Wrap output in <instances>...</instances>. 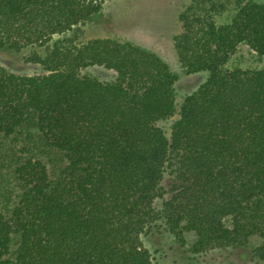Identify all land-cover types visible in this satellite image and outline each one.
<instances>
[{
  "label": "trees",
  "instance_id": "16d2710c",
  "mask_svg": "<svg viewBox=\"0 0 264 264\" xmlns=\"http://www.w3.org/2000/svg\"><path fill=\"white\" fill-rule=\"evenodd\" d=\"M105 1L0 0V49L41 69L0 62V176L16 189L0 202V264H152L154 228L181 245L191 233L199 255L258 237L264 262V69L227 67L239 44L264 57V0L182 9L174 50L207 77L178 110L158 54L74 40ZM93 65L114 78L82 72ZM175 113L168 136L158 122Z\"/></svg>",
  "mask_w": 264,
  "mask_h": 264
},
{
  "label": "rangeland",
  "instance_id": "374dc122",
  "mask_svg": "<svg viewBox=\"0 0 264 264\" xmlns=\"http://www.w3.org/2000/svg\"><path fill=\"white\" fill-rule=\"evenodd\" d=\"M189 2L190 0H106L102 14L96 15L82 26L77 36H72L77 42L94 38L131 41L158 54L177 76L175 93L178 110L183 98L195 91L207 77L206 72L188 73L178 60L173 46V38L181 30L179 14ZM232 13L233 9L230 7L217 21H228ZM38 51L44 53L42 48H38ZM0 62L17 73L41 72L39 66L27 63L22 57L5 49H0ZM227 67L264 69V57L257 55L246 44H239L230 56ZM82 72L103 81L111 80L115 76L112 70L98 65L88 66ZM176 117L177 113L158 122L168 136ZM48 159L50 165H53L56 162L55 154L51 153ZM1 171L4 172L5 169ZM1 192L5 193L0 197L1 205L10 206L16 189L6 175L0 176ZM193 239L191 233H186V243L181 245L160 228H154L143 236L144 244L152 255V264H264L251 254L252 248L260 242L258 237H253L243 248L215 249L200 255L189 251Z\"/></svg>",
  "mask_w": 264,
  "mask_h": 264
}]
</instances>
